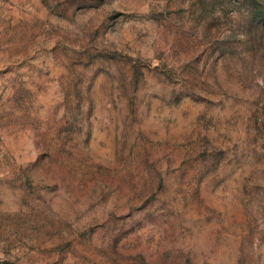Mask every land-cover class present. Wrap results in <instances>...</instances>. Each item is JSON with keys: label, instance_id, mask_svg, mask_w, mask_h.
I'll list each match as a JSON object with an SVG mask.
<instances>
[{"label": "rangeland", "instance_id": "374dc122", "mask_svg": "<svg viewBox=\"0 0 264 264\" xmlns=\"http://www.w3.org/2000/svg\"><path fill=\"white\" fill-rule=\"evenodd\" d=\"M0 264H264V0H0Z\"/></svg>", "mask_w": 264, "mask_h": 264}]
</instances>
